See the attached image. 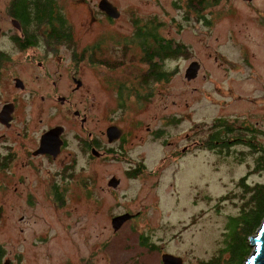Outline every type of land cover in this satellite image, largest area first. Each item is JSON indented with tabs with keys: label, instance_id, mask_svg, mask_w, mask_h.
Instances as JSON below:
<instances>
[{
	"label": "rangeland",
	"instance_id": "374dc122",
	"mask_svg": "<svg viewBox=\"0 0 264 264\" xmlns=\"http://www.w3.org/2000/svg\"><path fill=\"white\" fill-rule=\"evenodd\" d=\"M7 2L0 0V30L5 31L12 26L5 16ZM121 3L125 15L129 5L132 14L142 19L156 14L170 27L174 40L187 38L197 45L196 24L189 28L194 22L183 21L179 8L186 0H121ZM71 17L78 20L75 15ZM180 23L182 28H178ZM222 30L218 27L213 37H206V45H220L219 50L226 58L240 61V41L245 40L247 48L242 49L250 58L248 69L231 72L228 68L216 69L211 63L212 82L187 85L183 78L185 63L173 61L172 72L180 69L169 82L154 85L151 98L140 107L134 102L124 108L128 115L132 113L144 123L142 130H136L140 137L147 134L146 125L161 131L159 135L132 140V145L124 151L131 155L132 161L110 157L104 162L87 164L80 160L77 169L85 168V175H89L86 179L89 199H84L78 185L73 187L75 195L56 206L41 185L44 181L35 180L42 178L43 172L32 168L13 176L16 167L0 170V247L4 255L1 264L7 261L81 264L78 260L87 257H92L91 264H163L165 253L181 257L184 264H207L217 257L222 264L231 260L228 247L232 239L244 235L230 222L231 217L241 213L247 198L240 182L245 179L251 186L264 183V170L257 164L264 156V149L230 145L225 151H213L195 143L210 139L209 127L216 116L224 113L226 117L235 114L233 118H240L244 111L233 100L243 89L246 96L264 104V40L261 38L264 34L256 26L246 28L241 36L232 32L227 36ZM215 38L220 41L214 43ZM0 45L6 46L1 38ZM231 91L233 95L229 97ZM256 106H252L251 118L254 123L260 122L263 131L264 108ZM29 120L21 116L16 130H28V134L45 127L29 124ZM260 140L264 141V137ZM189 146L187 154L181 155ZM76 147L73 142L72 149ZM0 152L5 153L2 149ZM42 163L43 169L57 168ZM135 167L140 170L136 177L132 176ZM22 173L28 178H20ZM113 177L121 180L117 190L108 186ZM128 211L141 214L115 232L112 218Z\"/></svg>",
	"mask_w": 264,
	"mask_h": 264
},
{
	"label": "flooded vegetation",
	"instance_id": "af4514ba",
	"mask_svg": "<svg viewBox=\"0 0 264 264\" xmlns=\"http://www.w3.org/2000/svg\"><path fill=\"white\" fill-rule=\"evenodd\" d=\"M105 1L117 8V18L103 10ZM6 5L5 16L12 26L0 30L1 42L6 44L0 45V149L5 151L0 152V170L16 167L13 176L32 168L43 172V177L35 180L44 181L41 185L56 206L75 195L73 187L78 185L84 199H89V175H85V168L77 169L81 159L87 164L110 157L132 161L131 155L124 152L132 140L159 135L161 131L146 125L147 134L140 137L136 130H142L144 123L132 113L128 115L124 108L134 102L140 107L151 98L154 85L169 82L180 69L172 72L173 61L185 63L183 78L187 85L212 82L211 63L216 69L242 72L248 69L250 58L242 49L247 48L245 40L239 45L240 61H234L222 54L220 45H206V37H213L218 27L227 36L230 32L241 36L250 26L264 34V0H186L179 8L183 21L194 22L189 28L196 24L197 45L187 38L174 40L170 27L156 14L142 19L132 14L129 5L125 15L121 0H8ZM72 15L78 20L74 21ZM237 21L242 22L235 25ZM178 28H182L181 23ZM261 38L264 40V35ZM219 41L214 39V43ZM191 65L197 67V73L189 80ZM245 92L243 89L233 100L244 111L240 118H233L235 114L226 117L224 113L216 116L209 127L210 139L195 143L197 146L213 151H225L230 145L264 149V141L260 140L264 130L259 121L254 123L251 118L252 106L264 108V104ZM232 95L233 91L229 97ZM21 116L30 118L29 124L45 127L28 134V130L18 132L16 125ZM111 128H116L115 133L109 132ZM55 129L61 145L59 154L36 155L43 137ZM9 141L13 142L7 144ZM73 142L77 147L72 149ZM184 149L181 155L187 154L190 146ZM42 162L57 168L43 169ZM139 172L135 167L132 176ZM19 177L28 178L23 173ZM112 179L118 181L116 187L110 186ZM112 179L109 188L119 189L121 180ZM125 214L133 217L121 229L141 212ZM78 262L91 264L92 257Z\"/></svg>",
	"mask_w": 264,
	"mask_h": 264
},
{
	"label": "trees",
	"instance_id": "16d2710c",
	"mask_svg": "<svg viewBox=\"0 0 264 264\" xmlns=\"http://www.w3.org/2000/svg\"><path fill=\"white\" fill-rule=\"evenodd\" d=\"M261 161H264V156L258 161V167L261 170H264V164H259ZM240 184L243 186L247 193V198L242 203V211L236 217H231L230 222L236 228L239 229V233H243V237L237 236L232 239L231 244L228 249L231 251V260L227 261V264H244L245 261L252 254V248L250 246L249 238L252 237L261 227L264 222V183H258L253 186L249 185L245 179H243ZM230 224V226L232 225ZM229 225V224H228ZM227 247V242L226 245ZM228 251L227 248L225 252ZM228 252H226L227 254ZM228 255V254H227ZM3 250L0 247V264L1 259L3 258ZM216 261H219L220 257L208 262L207 264H215Z\"/></svg>",
	"mask_w": 264,
	"mask_h": 264
},
{
	"label": "water",
	"instance_id": "95a60500",
	"mask_svg": "<svg viewBox=\"0 0 264 264\" xmlns=\"http://www.w3.org/2000/svg\"><path fill=\"white\" fill-rule=\"evenodd\" d=\"M102 8L110 17L117 18L119 16V12L117 8H115L112 4H110L107 1L103 2ZM196 73H197V67L195 65H191L187 72V78L189 80L195 78ZM8 121H10V119H8L7 122ZM115 129L116 128H111L109 132L115 133ZM56 135H57V129L46 134L42 139L40 149L35 154L36 155L50 154L56 157L59 154L60 148H61V145ZM117 183L118 181H116L115 179H112L110 182V186L116 187ZM132 217L133 216L131 214H124V215L115 217L112 220L114 229L116 231L120 230L122 226ZM250 246L254 248V251L250 255V257L247 259L245 264H264V222L261 225L260 229L258 230L257 235L255 237L250 238ZM162 263L163 264H184V260L181 257L175 256L173 254L165 253L162 255ZM6 264H10V261H7Z\"/></svg>",
	"mask_w": 264,
	"mask_h": 264
}]
</instances>
